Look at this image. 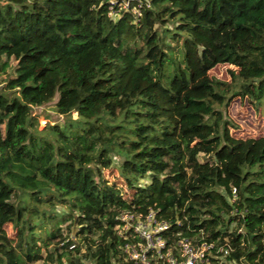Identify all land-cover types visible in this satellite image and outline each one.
Returning <instances> with one entry per match:
<instances>
[{"label": "trees", "instance_id": "16d2710c", "mask_svg": "<svg viewBox=\"0 0 264 264\" xmlns=\"http://www.w3.org/2000/svg\"><path fill=\"white\" fill-rule=\"evenodd\" d=\"M138 1L0 0V264H133L119 217L151 210L209 264H264V147L223 113L264 119V0Z\"/></svg>", "mask_w": 264, "mask_h": 264}, {"label": "built area", "instance_id": "2783aa9c", "mask_svg": "<svg viewBox=\"0 0 264 264\" xmlns=\"http://www.w3.org/2000/svg\"><path fill=\"white\" fill-rule=\"evenodd\" d=\"M131 2L110 0L109 15L115 17L122 10H130ZM138 2L142 4V1ZM139 8L132 9V13L138 15ZM119 221L117 234L126 241L123 251L133 264H209L213 256L215 245L207 242L195 244L191 239L181 238L175 245H170L165 237L170 225L154 210L146 215L126 213L119 217ZM220 252L228 254V251Z\"/></svg>", "mask_w": 264, "mask_h": 264}, {"label": "rangeland", "instance_id": "374dc122", "mask_svg": "<svg viewBox=\"0 0 264 264\" xmlns=\"http://www.w3.org/2000/svg\"><path fill=\"white\" fill-rule=\"evenodd\" d=\"M233 65L222 64L210 71V77L231 82L232 78L230 71H237ZM54 103L37 109L40 129H44L49 122L47 116L56 118L54 113ZM224 115L229 118L234 126H229V138L240 145L237 151L241 156L248 155L256 157L264 147V119L261 114L257 113L251 106L248 100H241L239 97H233L223 108ZM74 119L77 114L73 115ZM203 161V159H200ZM105 177L110 183L116 182L119 186L122 185V180L119 175L118 162L109 170L104 171ZM8 235L15 238L16 232L11 224L5 227Z\"/></svg>", "mask_w": 264, "mask_h": 264}]
</instances>
